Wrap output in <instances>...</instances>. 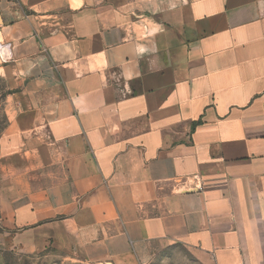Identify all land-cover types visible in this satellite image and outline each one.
Returning a JSON list of instances; mask_svg holds the SVG:
<instances>
[{
  "label": "crops",
  "instance_id": "0c3cea01",
  "mask_svg": "<svg viewBox=\"0 0 264 264\" xmlns=\"http://www.w3.org/2000/svg\"><path fill=\"white\" fill-rule=\"evenodd\" d=\"M0 79L10 250L263 261L264 0H0Z\"/></svg>",
  "mask_w": 264,
  "mask_h": 264
},
{
  "label": "rangeland",
  "instance_id": "374dc122",
  "mask_svg": "<svg viewBox=\"0 0 264 264\" xmlns=\"http://www.w3.org/2000/svg\"><path fill=\"white\" fill-rule=\"evenodd\" d=\"M5 93V84L0 79V103ZM5 118L0 108V131L3 128ZM73 264L52 251L39 255H23L9 249L6 238L0 236V264ZM146 264H201L191 252L182 246H173L166 250H158Z\"/></svg>",
  "mask_w": 264,
  "mask_h": 264
},
{
  "label": "trees",
  "instance_id": "16d2710c",
  "mask_svg": "<svg viewBox=\"0 0 264 264\" xmlns=\"http://www.w3.org/2000/svg\"><path fill=\"white\" fill-rule=\"evenodd\" d=\"M5 94V93H4ZM4 94L2 95V97L4 96ZM4 124H5V122H4ZM3 127H4V125H3ZM3 130V128L1 129V131ZM1 131H0V133H1Z\"/></svg>",
  "mask_w": 264,
  "mask_h": 264
},
{
  "label": "built area",
  "instance_id": "2783aa9c",
  "mask_svg": "<svg viewBox=\"0 0 264 264\" xmlns=\"http://www.w3.org/2000/svg\"><path fill=\"white\" fill-rule=\"evenodd\" d=\"M260 264H264V259H263V261Z\"/></svg>",
  "mask_w": 264,
  "mask_h": 264
}]
</instances>
